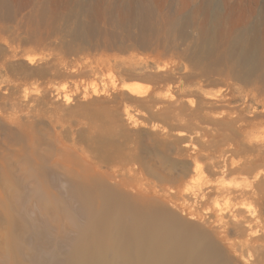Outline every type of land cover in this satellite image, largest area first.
<instances>
[{"label":"rangeland","instance_id":"rangeland-1","mask_svg":"<svg viewBox=\"0 0 264 264\" xmlns=\"http://www.w3.org/2000/svg\"><path fill=\"white\" fill-rule=\"evenodd\" d=\"M183 2L0 7V159L25 151L9 139L37 156L51 150L56 176L91 178L201 226L223 247L222 264H264V44L251 70L247 40L173 25ZM207 2L247 16L243 35L264 27V0Z\"/></svg>","mask_w":264,"mask_h":264},{"label":"bare ground","instance_id":"bare-ground-1","mask_svg":"<svg viewBox=\"0 0 264 264\" xmlns=\"http://www.w3.org/2000/svg\"><path fill=\"white\" fill-rule=\"evenodd\" d=\"M2 6L8 7L9 0H0ZM171 20L173 25L195 22L204 40H247L253 56L250 69L258 65L256 48L264 44V27L243 35L239 28L249 25L247 16L221 11L207 0H184ZM141 22L145 26L148 19ZM231 55L238 64L247 62L242 51ZM9 143L25 151L0 159L6 195L0 202V264H26L28 259L31 264H222L218 257L223 247L201 226L91 178L56 176L48 169L56 161L49 163L51 150L37 156L36 146L28 150L22 139ZM153 172L162 175L156 168Z\"/></svg>","mask_w":264,"mask_h":264}]
</instances>
